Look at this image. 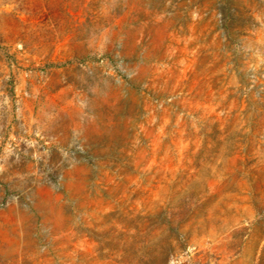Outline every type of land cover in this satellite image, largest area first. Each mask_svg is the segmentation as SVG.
Returning a JSON list of instances; mask_svg holds the SVG:
<instances>
[{
  "label": "rangeland",
  "instance_id": "rangeland-1",
  "mask_svg": "<svg viewBox=\"0 0 264 264\" xmlns=\"http://www.w3.org/2000/svg\"><path fill=\"white\" fill-rule=\"evenodd\" d=\"M0 264H264V0H0Z\"/></svg>",
  "mask_w": 264,
  "mask_h": 264
}]
</instances>
